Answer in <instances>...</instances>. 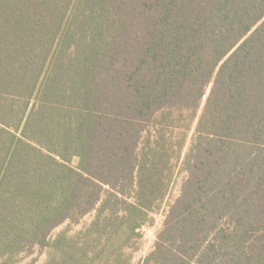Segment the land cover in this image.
<instances>
[{"label":"trees","instance_id":"1","mask_svg":"<svg viewBox=\"0 0 264 264\" xmlns=\"http://www.w3.org/2000/svg\"><path fill=\"white\" fill-rule=\"evenodd\" d=\"M178 173L140 264H264V0H0V264H135Z\"/></svg>","mask_w":264,"mask_h":264},{"label":"rangeland","instance_id":"2","mask_svg":"<svg viewBox=\"0 0 264 264\" xmlns=\"http://www.w3.org/2000/svg\"><path fill=\"white\" fill-rule=\"evenodd\" d=\"M209 91L207 92L208 95ZM207 96L204 99V103L206 101ZM203 103V105H204ZM195 128V127H194ZM194 128L189 132V140L186 146V150H188L191 144V138L194 135ZM185 177L184 173H178L174 179V184L171 189V195L165 204H163L162 208L151 215L153 222L151 225H147L143 228V238L138 243V250L134 254V263L140 264L148 254H150L154 248L157 240L158 232L161 230L163 226V222L165 220V215L168 210V203L173 202L174 199L178 196L181 183ZM94 218V213L88 215L83 219L80 225L75 227V230H80L85 224L90 223ZM60 228L59 230H61ZM46 252L37 248L32 253L23 255L19 264H44L46 262Z\"/></svg>","mask_w":264,"mask_h":264}]
</instances>
